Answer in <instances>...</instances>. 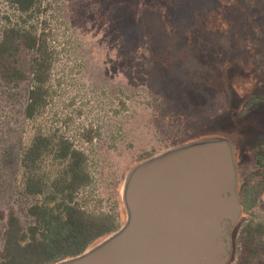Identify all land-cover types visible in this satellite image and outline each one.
I'll list each match as a JSON object with an SVG mask.
<instances>
[{"label": "rangeland", "instance_id": "rangeland-1", "mask_svg": "<svg viewBox=\"0 0 264 264\" xmlns=\"http://www.w3.org/2000/svg\"><path fill=\"white\" fill-rule=\"evenodd\" d=\"M49 4L57 57L47 115L90 156L93 184L80 195L87 209L118 216L122 227V184L139 162L190 141L224 137L236 147L240 198L245 186L260 187L247 198L234 229L229 264H239L250 247L258 250L252 264H264V175L258 162L264 101L252 104L264 95V0ZM8 18L15 22L16 12L0 0V39ZM19 67L25 77L8 78L0 62V211L6 217L14 211L28 230L35 223L29 209L38 203L25 194L21 169L36 129L25 115L32 88L29 52ZM2 229L1 250L6 221Z\"/></svg>", "mask_w": 264, "mask_h": 264}, {"label": "trees", "instance_id": "trees-1", "mask_svg": "<svg viewBox=\"0 0 264 264\" xmlns=\"http://www.w3.org/2000/svg\"><path fill=\"white\" fill-rule=\"evenodd\" d=\"M5 1L15 10L16 20L12 23L8 18L0 39L3 75L16 80L24 78L19 67L21 55H32V88L25 115L36 129L22 154L21 169L25 194L37 198L38 203L29 209L35 223L28 230L14 211L8 217L0 211V240L4 235L2 222L7 224L0 264H54L81 255L121 224L118 216L92 212L80 200L81 193L93 184L90 156L55 128L47 115L53 101L52 75L57 57L47 19L49 0ZM259 101H264V95L252 104ZM95 140L90 133L87 143ZM258 162L264 175V154ZM248 187L241 189L244 212L249 205L247 198L260 188ZM257 253L250 247L239 264H252Z\"/></svg>", "mask_w": 264, "mask_h": 264}, {"label": "water", "instance_id": "water-1", "mask_svg": "<svg viewBox=\"0 0 264 264\" xmlns=\"http://www.w3.org/2000/svg\"><path fill=\"white\" fill-rule=\"evenodd\" d=\"M238 188L229 139L206 137L167 149L125 178L123 226L54 264H229L243 215Z\"/></svg>", "mask_w": 264, "mask_h": 264}]
</instances>
